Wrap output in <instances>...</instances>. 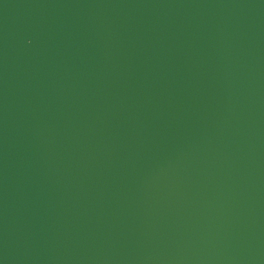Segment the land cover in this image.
<instances>
[{"label":"water","instance_id":"water-1","mask_svg":"<svg viewBox=\"0 0 264 264\" xmlns=\"http://www.w3.org/2000/svg\"><path fill=\"white\" fill-rule=\"evenodd\" d=\"M0 264H264V0H0Z\"/></svg>","mask_w":264,"mask_h":264}]
</instances>
